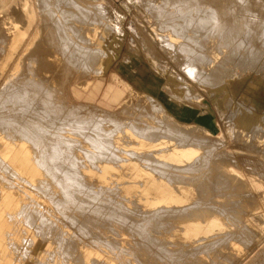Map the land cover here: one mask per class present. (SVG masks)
Wrapping results in <instances>:
<instances>
[{
    "label": "rangeland",
    "instance_id": "1",
    "mask_svg": "<svg viewBox=\"0 0 264 264\" xmlns=\"http://www.w3.org/2000/svg\"><path fill=\"white\" fill-rule=\"evenodd\" d=\"M46 1L47 0H43V4L42 0L41 2L40 0H0V95L3 94L0 96V127L1 124H3L1 127L2 129L0 128V143L2 145H0V196L2 195L1 189L5 190L8 189V185L16 184L17 188H23L20 190L27 195L26 198L29 197V200L25 199L26 201L24 200L23 203V205H26L29 201L28 204L30 203V206L28 204L26 205L28 209H30H27L29 214L32 212L33 217L38 215V217L34 218L41 219L46 212L48 215H45L47 219L53 221L52 226L58 225L59 227H57L60 230H63L65 233L68 232L70 235L73 234L72 236L76 237V240L74 239V246L78 244L81 245L77 246V252L80 253L79 251H81L82 254H76L75 258H71V264H74V261L76 262L77 256L81 260L80 262L79 259H77V264H81L82 262L83 264H96V262L98 264H120L122 259L121 264H123L127 259H129V262L130 260L134 261V257H131L132 255L129 256L130 258L128 257L131 251L124 254L126 251L123 248L124 244L128 241L130 243L132 241L133 243L132 239H134V237L130 235L131 231L122 228V226L120 227V225L116 226V224L114 225L116 227H106L102 223L98 226L96 223L92 225L89 222L88 226L90 225V227L87 226L88 228L86 229H89V231L86 232L82 230L84 228L80 225L85 215L82 216V214L76 213L75 209H71L70 211L67 210L66 207L63 209L62 206H59V213L60 209H63H61L63 214L61 213L60 216L56 208L61 202L63 203V201H61L63 197L60 194V190L56 189L53 185L55 191H52V189H54L53 187L47 189L49 191L51 190L50 192H55V194L57 191L60 193L57 192V195H52L51 193V196L47 193L49 191L45 190L46 185L43 186L44 184L42 182V180H46V176L44 177V173L41 171L42 168L39 167V169L36 165L34 166L32 161V170L34 172L32 174V172H30L32 167L30 170L25 167L27 163L29 164L30 157L35 156V158L40 157V159H42L43 155L44 161L45 156H49L50 159L49 157L46 158L44 163L48 162L47 164L50 163L53 167L54 164L55 166L57 164L55 167L56 169H59L63 173H71L70 175H63V177L65 176L68 180L74 181L76 185H72L76 188V196L94 197L98 195L97 200L99 201H101V198L104 196L129 195L134 196L136 200L145 196L147 198L146 201L140 202L133 199L130 200V205H133L131 207L128 206V210L126 206V208L124 207V210H127L126 212L124 211L126 215L129 214L130 217L132 215L134 219H143L144 216L148 218V215L150 217V212L153 211V209L144 207L150 204L155 205V201H157V199H154L155 196L164 195L166 188L163 187L169 185L173 193L184 198L185 202L189 205L201 204L200 206H202L204 204L202 201L204 202L205 200L208 203L217 205L218 207H216L221 209L223 213L221 216L226 217L224 219L227 223H231L232 226L235 224V228H231L228 231L232 232L235 229V232L238 234L237 230L240 226H244L248 229L246 237L238 236L237 239H233L234 242L230 241L231 247H233L236 252L226 249H224L225 251L223 250V252L220 248L219 251H222L224 254L222 253L223 255L218 258L219 261L217 259L214 264H264V111L260 105L248 97V94H253L254 91L258 92L260 88H264V0H80L79 2H81L84 7H91V9L88 7V10L90 9L89 11H96L95 13L91 11L93 15L95 14L93 19L95 22H89L88 24H91V26L88 27V30L85 28L80 31V33L77 27L74 26L77 18L72 14V10H75V7H71L72 3H66L69 5H67L64 11L67 12L68 15L62 14L61 17L54 18L55 16H50L49 14L51 13V9L48 4L54 1L56 2L57 0H52L53 2L48 0L49 3ZM172 5L173 7L171 8L170 6ZM167 10L175 11L177 13L175 15L176 18L174 16V18L172 16L166 17L164 13ZM158 12L161 13V17H165L161 19L162 21H157L155 18ZM97 13H102V16ZM96 15H98V18L99 16L102 17L101 19L103 20L100 18V20L96 19ZM169 18L171 23H169ZM172 20H174V22ZM46 21L52 24L51 28L54 26L58 27L57 24H59V27H61L60 32L51 31L47 27L43 28ZM55 21H57L56 24L54 23ZM166 22H168L169 25H166ZM71 25L73 26V31L70 33L72 35H69L64 31L71 27ZM16 26L18 32L15 31ZM166 26H175V30L173 31V28L171 29L172 31H167ZM176 29L178 31H176ZM165 30L167 31L166 33ZM171 32H174V35ZM88 33L90 35L93 33L92 37L95 41H98L101 37L102 42H99L98 50L100 52L101 50L103 52L105 50L106 54L103 53V56L104 54L106 56L104 58L101 57V59L99 58L100 60H96L98 61H95L96 64L92 62L95 65L93 66V64H90V67H93L92 69L88 67V61L85 62V60L80 57L75 63L76 66L75 64L71 65L69 60L64 57L65 46L73 47L74 45V48L77 49L75 46L76 43L79 45H81V43L76 40H78L81 35L82 37H87L86 34ZM82 37L79 40L83 39ZM86 37L84 40H87ZM36 38H38V40L35 43L34 41ZM88 41H90L89 38ZM42 43H44V47L48 48L47 52L43 53V55ZM102 44H104V50L101 48L102 46H100ZM97 45L98 42L95 46ZM81 47L82 46H80V48ZM52 57H54V59L56 58L55 63L58 67L62 65V67L67 66V68L71 69H68L65 73L50 71L49 68L47 69L48 66L46 64L48 59L50 58L51 60ZM105 59L108 61L104 69L103 65ZM80 60H84L86 65L83 62H79ZM82 63L88 67L87 70L84 69L86 67L82 65ZM89 63H91V61ZM193 67L198 68L194 69ZM190 69L192 70V75ZM99 71L100 73H98ZM11 75L15 76L12 78ZM50 79L53 82H51L49 86H46ZM246 80H248V84L245 88L251 87V90L245 89L244 92L237 95V93L234 92V83ZM43 85L46 86L45 90H43ZM91 87L93 90L86 95V91ZM100 88L101 91H99ZM81 90L84 91L82 92ZM97 93L96 99L93 100ZM2 96L4 97L2 98ZM102 96L106 99L104 104L100 103ZM8 100L10 103L6 102ZM169 100L174 102V105H187L192 108L190 117H195L196 109L201 111L214 110L222 123V130H218V133L215 134L216 126L211 119L209 121V119L202 118L203 125L180 121L167 109L166 106ZM155 105L158 107H155ZM21 118L28 123L26 122V124L23 123L24 125H22L23 121ZM8 122L10 123L6 124ZM4 123L7 129L4 127ZM20 123L21 125H19ZM61 123H65V127H67L69 123L70 124L65 128L63 127L64 124L62 125ZM121 123L125 126L129 124L127 126L128 129L131 128V126L135 127L136 124L137 126L140 125L138 129L146 131L140 133L143 135L145 134V136L142 135V137L146 138V135H148L147 137L150 139V137L153 136L152 140H155L152 141L150 139V141H147L142 137L127 139L129 136L125 138L122 136L124 141H122V139L118 141L116 132L119 130L118 128H124ZM209 124H211V127H208ZM118 125L120 127H118ZM57 126L59 129L56 128ZM159 126L163 128L165 126L166 128L165 130L163 128L162 130H157V127L160 128ZM10 127H14V129L12 128L11 130ZM18 127L20 129L23 128L24 132H29L32 136L26 133L25 135L24 132H19L21 130ZM146 127L151 128V130H156V132H152L156 133V136L154 134L152 135V133L149 132L151 130ZM15 128L19 130L17 131L18 133ZM166 130L167 133L165 132ZM169 130L175 133L173 134L174 136L172 135L173 137L178 138L175 135L181 136L183 141L181 137H179V141L181 140L180 142L172 138V136H168L169 139L172 138V141L175 139L174 141L177 140L176 142H171V139H167V135L172 134L169 133ZM11 131H14L16 134L14 132L11 133ZM160 131H162L163 136L165 133L167 134L164 136L166 140L163 136L161 137L162 134ZM175 131L178 134H176ZM180 131L184 134L186 133L185 135L187 137L182 135L183 133L179 135ZM35 132H38V135ZM192 135L193 137L190 138ZM157 137L160 141L157 140ZM185 137L186 139H184ZM63 139L64 142L67 140L65 143H71L64 144ZM187 139H189L188 143L192 144V146L196 147L199 145L196 148L200 147L202 144V149L198 151L197 157L194 160L190 162H178L174 160V158H157L155 154L156 148L162 149L160 151H163L166 156L172 155L176 150H185L187 145L189 146L187 142H185V144L183 143L185 140L187 141ZM191 139L193 141L195 140V145H193L194 142L190 141ZM197 139L199 142L196 141ZM97 141L98 143L100 142L99 145ZM181 142L184 144L185 149L182 144L183 149L180 146ZM131 143L133 145H131ZM142 143L153 144L154 151H149L151 153L154 152L153 158L149 160L145 159V157L143 158V156L146 155L143 153ZM97 145L99 148H97ZM207 146L209 148H206ZM101 147L104 148L102 149ZM189 148L192 147H188L187 149ZM210 150L211 152L208 153L207 151ZM161 152H157V154ZM126 153L131 154V159ZM136 154H139L138 156L140 157L135 160ZM209 154L212 155L211 161ZM204 155H206L205 158ZM142 158L145 160L143 161ZM214 158L218 160L213 162ZM154 159L159 162L157 163ZM204 159L207 160L206 163ZM99 161L100 163H98ZM219 161L221 162L219 163ZM196 162L197 164L200 163L197 169L195 168ZM41 163L43 162L41 161ZM130 163H137L145 170L150 168L149 170L155 173L154 178L161 181V185L157 183L155 179L152 183L150 180L145 179V181H147L146 191L137 190L136 184L131 182L135 176L132 175L131 169L128 167ZM171 163H173V165ZM193 163H195V165ZM210 163H212V165ZM106 164L113 165L117 171L110 172L104 177L103 182L106 188L111 187L109 192L97 193L96 190L98 185L89 181L90 179L85 176L84 173L86 168L84 165L87 166V168L90 167L93 169L94 172L102 173L100 166ZM146 164H148L149 167H147ZM159 164H164L169 167H167L168 171L166 173L169 171L172 172H169V175L167 174L168 176L164 175L167 169L165 170V168H163L161 170H163L164 176H161L162 174L159 175L158 170H154L155 165ZM186 165L190 166L186 167ZM150 166L153 168L151 169ZM199 166L207 167L201 169ZM173 167H176V169ZM182 167L185 171H182ZM189 167L192 169L194 168L197 174L193 172L194 170L191 169V171ZM172 168L177 171L182 169L180 171V173H182H179V175L178 172H173ZM219 168H221V170ZM231 168H233V173H229ZM187 171L191 172L188 173ZM14 173L20 176H15L13 175ZM156 173L158 175H156ZM172 174H177L175 176L181 178V182L177 183L171 181L174 179V175ZM193 174H195V176ZM221 174L224 175L222 176ZM28 177L29 179H27ZM230 177H232V180L229 179ZM222 178L226 181L228 179V181L224 182ZM23 180L24 182H22ZM217 180L219 181L217 182ZM189 181L190 184H188ZM187 184L192 186V190L190 189L191 192L185 191V194L182 189L190 188V186L187 187ZM215 184L217 186H215ZM37 185L42 186L40 188L43 189L44 193H42V191L39 192L40 189ZM212 185L215 188H212ZM179 186L182 187L179 188ZM207 186L211 189L212 193H210L209 199L202 200L200 198V189ZM117 187L123 188V190L124 188L127 189L119 192ZM114 188L116 191H114ZM91 190L95 191V193ZM45 193H47L48 198ZM49 197H55L57 201H54L56 199H51L49 201ZM30 199L33 203H31L32 201ZM1 200L2 197H0V201ZM58 201H60L59 204L57 203ZM35 202L37 204L42 203V205L39 204L41 205L40 208ZM50 202H54V204ZM219 203H221V207H224L221 208L218 205ZM33 205L40 209L39 212L37 211L38 208L35 210L36 207ZM42 207L45 208L42 209ZM49 209L51 211H48ZM129 209L132 211L130 212ZM224 209H228L229 211L226 212ZM33 210L37 213H33L35 212ZM1 211L0 264H21L23 262V264L60 263L61 260L58 259L60 258V255H58L60 253V248L58 249L59 246L56 241L58 236L51 237L53 241L49 237L42 236V238L45 239L42 240L41 235L39 236L35 230L36 226L29 225V227H34V229L28 228V225L25 223L20 225L15 224L12 229V227H10L11 224H6L4 222L7 218H9L7 221L10 220V222L13 219L17 220V218L21 220L24 219L17 217L20 209L9 206L7 210L2 208ZM66 211L68 212L66 213ZM74 211L75 216L78 215L80 218L78 216H72L74 215ZM68 213H70L69 216L75 218L71 219L78 220L80 226L77 223L79 227H75H81L82 229L80 228V231L75 229V227H71L70 221V223L67 222L71 220L69 216H67ZM137 213H140V216H138ZM141 213H143V215L145 213V215L141 217ZM233 214L234 216H232ZM134 215L136 218L133 217ZM62 216L63 218H61ZM88 216L87 214V217ZM82 217L83 219H81ZM231 217H233V220L229 219ZM234 217H236V219H234ZM64 218L68 219L64 220ZM91 218L95 217L92 216ZM56 220H61L59 223H62V227ZM84 220H86V218ZM65 221L67 223H65ZM54 223H57V225ZM239 223L243 224L239 226ZM16 225L19 226L16 227ZM95 225H97L98 228H95L97 227ZM92 226L96 229H94L95 231L91 228ZM117 227H120L121 231L119 230L120 228ZM18 228L19 230L26 228L25 230L29 232L28 240L20 239L19 232L17 231ZM99 228H102L103 231ZM104 228L106 233L110 231L109 233H112V235L109 233L106 235L105 233L103 234V232H105ZM110 228H114L113 231ZM97 229V233L100 237L103 236L107 238L96 236L98 235L97 233L95 234ZM124 229L127 230L128 233L126 231L124 232ZM81 231L82 233L80 234L79 232ZM117 231L118 235H114ZM84 232L87 233V235ZM88 232H90V234ZM119 232L124 233L118 237L120 235ZM83 233L86 237L95 235V238H98H96V241L91 238H87L88 240H86ZM179 235L181 237V233H179ZM99 238L101 241L104 239L103 243H105L104 241L110 242L106 245L108 247L111 246V252L105 244L100 243ZM159 238L166 239V242H171L172 239V237L166 238L164 235L160 234ZM48 239L51 241H48ZM91 240H93V242L95 241V244L92 243ZM46 241L49 245L46 244ZM115 241L117 243L123 241V246H120L121 249L118 252L114 250L116 251L114 255L112 253V248L117 244ZM42 242H45V244ZM51 242H55V244L53 243L54 246ZM28 243L34 245L31 247ZM96 244L97 246L99 245L100 248H97ZM43 245L48 246H44V248ZM103 245L106 246V251ZM122 248L124 250L123 252H121ZM139 248H141V250L137 248L138 250L136 249V252L138 254L137 257L139 256L138 260L141 261L140 263L148 264L147 262H149L151 264L152 259L149 261L150 257L147 256L148 253L142 251L144 249L142 246ZM25 249L27 250V254ZM45 249H49L51 254L49 251H44ZM91 251L95 252L93 253ZM28 252H31V254ZM116 254L117 256L119 255V259L121 260L118 259ZM121 254H124L125 257ZM230 254L231 256H228ZM226 255L228 256L227 259H225ZM41 256L44 257L42 258ZM53 256H56V259L51 262ZM79 256L82 257L80 258ZM121 256L126 260L121 258ZM205 256L206 255L203 253L198 256L201 257V263L203 261V264H210L213 259L212 256H209V258ZM222 256L225 257L222 258ZM140 258H142V260ZM93 259L96 260V262H92ZM115 259L118 260L119 263H117ZM133 261H131V263L138 264L137 260H135L136 263ZM189 263L194 264L192 261L188 262V264Z\"/></svg>",
    "mask_w": 264,
    "mask_h": 264
},
{
    "label": "bare ground",
    "instance_id": "2",
    "mask_svg": "<svg viewBox=\"0 0 264 264\" xmlns=\"http://www.w3.org/2000/svg\"><path fill=\"white\" fill-rule=\"evenodd\" d=\"M54 1V0H53ZM52 0L50 1V2H53ZM80 0H57L56 2L54 1L53 3H51V4H48V6H50L49 8L51 9V13H49L50 14V16H55L54 18H56V17H61L62 16V14H64V15H68V13L67 12H65L64 10H65V8L67 7V5H69V4H66L67 2H70V3H72V5H71V7H75V10H72V14L73 15H75L76 16V18H77V20L75 21V27H77V29H78V32L80 33V31H82V30H84L85 28L88 30V27L89 26H91V24L89 25L88 23L89 22H91L92 23V21H94L93 19H94V16H95V14L93 15L92 13H91V11H89L90 9H91V7L90 6H86V7H84L83 5H82V3L81 2H79ZM40 2H41V0H40ZM46 2H48V0L46 1ZM75 2V3H74ZM83 2V1H82ZM175 2V1H174ZM42 3L44 4V2H43V0H42ZM49 3V2H48ZM87 3V2H86ZM83 4H85V3H83ZM86 5V4H85ZM100 6H101V4H100ZM174 6H176V5H174ZM178 6V5H177ZM44 7V6H43ZM42 7V8H43ZM46 7V6H45ZM88 7L90 8L89 10H88ZM171 8L173 7V5L172 6H170ZM48 11V10H47ZM94 11V13L96 12L95 10H93ZM92 11V12H93ZM99 12V11H98ZM186 12H187V10H186ZM184 13V12H183ZM189 13V12H188ZM187 13V14H188ZM97 14H100V13H97ZM102 14V13H101ZM100 14V16H102ZM104 14V13H103ZM177 13L175 12V11H173V10H167V11H165V13H164V15L166 16V17H170V16H174L175 17V15H176ZM181 15V14H180ZM186 15V14H185ZM98 15H96V17H97ZM99 16V18L101 19L102 17H100ZM197 16H198V14H197ZM173 17V18H174ZM64 18V17H63ZM62 18V19H63ZM98 17L96 18V19H98V20H100ZM105 18V17H104ZM155 18L157 19V21H159V20H161V19H164L165 17H161V13L160 12H158L156 15H155ZM172 18V19H173ZM176 18V17H175ZM61 19V20H62ZM191 19H192V17H191ZM58 20V19H57ZM101 20H103V19H101ZM167 20V19H166ZM169 20H170V18H169ZM175 20V19H174ZM174 20H172L173 22H174ZM162 21V20H161ZM160 21V22H161ZM176 21V20H175ZM56 22L57 21H55L54 23L56 24ZM95 22V21H94ZM98 22V21H97ZM100 22V21H99ZM173 22H172V24H173ZM86 23V24H85ZM163 23V22H162ZM169 23H171V20H170V22ZM169 23L168 22H166L165 24L167 25H169ZM83 24V25H82ZM85 24V25H84ZM164 24V25H165ZM58 25V27H56V26H54V27H52L51 28V26H52V24H50V23H48L47 21H46V23H45V25H43V28H49L51 31H58V32H60V29H61V27H59V24H57ZM93 25V24H92ZM96 25V24H95ZM99 25V24H98ZM162 25V24H161ZM163 25V26H164ZM162 26V27H163ZM64 27V26H63ZM172 26H166V29H167V31L168 30H171V29H173V31L175 30V26H173L172 28H171ZM99 28H100V26H99ZM91 29V28H90ZM162 29V28H161ZM160 30V29H159ZM163 30V29H162ZM15 31L16 32H18V29H17V26L15 27ZM72 31H73V26L71 25V27H69V28H67V30L66 31H64V32H66L67 34H69V35H72V34H70V33H72ZM74 31H76V30H74ZM86 31V30H85ZM166 30H165V33L167 32ZM172 31V30H171ZM176 31H178L177 29H176ZM90 32V31H89ZM161 32H163V31H161ZM85 33V32H84ZM169 33V32H168ZM173 35H174V32H171ZM77 34V33H76ZM81 34H83V33H81ZM85 35V34H84ZM87 35V37L86 36H84V37H82V35H81V37L83 38V39H81V40H79L81 37H79V39L78 40H76L77 42H80L81 43V45H79V44H77L76 43V48L77 49H75L74 48V45H73V47L72 46H65V48H64V57L65 58H67V60H69V62H70V64L71 65H74L76 62H77V60H79V57L80 58H82V59H84L85 60V62L86 61H88V67L89 68H91L90 67V64L92 65L93 63L94 64H96L95 63V61L96 60H98L99 58L101 59V57H105L106 55V53H105V50H104V44H102V45H100V46H102L101 48H103V50H104V52L101 50V52L98 50V47H99V42H102V40H101V37L99 38V40L98 41H95L94 40V38L92 37V35H93V33H92V35H90L89 33L88 34H86ZM90 35V36H89ZM100 35V34H99ZM176 35V34H175ZM105 36V35H104ZM87 38V40H84V38ZM88 38L90 39V41H88ZM104 38V37H103ZM102 38V39H103ZM201 38V37H200ZM38 40V38H36L35 39V43H36V41ZM104 40V39H103ZM98 42V45L97 46H95L96 45V43ZM204 42V41H203ZM44 43H42V55H43V53H46L47 52V50H48V48L47 47H44V45H43ZM35 45H37V44H35ZM35 45H33V46H35ZM94 45V46H93ZM80 46H82L81 48H80ZM106 46V45H105ZM33 48V47H32ZM29 50V49H28ZM103 53H105L104 54V56H103ZM112 55V54H111ZM43 58V57H42ZM205 58V57H204ZM46 59V58H45ZM88 59V60H87ZM99 59V60H100ZM157 59V58H156ZM47 60V59H46ZM84 60H80L79 62H83V63H85L84 62ZM91 61V63H89L90 61ZM55 61H56V58L54 59V57H52V59L50 60V58L48 59V61H47V69L49 68V70L50 71H52V72H57V71H60V72H62V73H65V71H67L68 69H71V68H67V66L66 67H62V65L60 66V67H58L57 65H56V63H55ZM107 59H105L104 60V69H105V67H106V63H107ZM156 61V60H155ZM201 61V60H200ZM203 61V60H202ZM93 62V63H92ZM96 62H98V61H96ZM82 63V65H84ZM102 63V62H101ZM43 64V63H42ZM78 64V63H77ZM81 64V63H80ZM79 64V65H80ZM93 64V66H95ZM206 64V63H205ZM85 65H86V63H85ZM84 65V66H85ZM75 66H76V64H75ZM81 66V65H80ZM79 66V67H80ZM45 67V66H44ZM81 67H83V66H81ZM86 67V66H85ZM88 67H86V68H84V69H86L87 70V68ZM199 67V66H198ZM197 67V68H198ZM46 68V67H45ZM45 68H43V69H45ZM76 68V67H75ZM83 68H82V70H83ZM93 68V67H92ZM91 68V69H92ZM194 68V67H193ZM197 68H194V69H197ZM42 69V70H43ZM94 70V69H93ZM191 70V69H190ZM40 71V70H39ZM194 71H196V70H194ZM19 72V71H18ZM88 72H90V71H88ZM94 72V71H93ZM189 72V71H188ZM191 72V75H192V70L190 71ZM20 73V72H19ZM41 73V72H40ZM43 73H44V71H43ZM98 73H100V71L98 72ZM102 74V73H101ZM194 74V73H193ZM100 75V74H99ZM12 76V78L15 76V75H11ZM40 77V76H39ZM42 77V76H41ZM12 78H10V79H12ZM15 81V80H14ZM13 81V82H14ZM51 82H53L51 79L49 80V82H47V85L46 86H49V84L51 83ZM46 83V82H45ZM44 86V85H43ZM46 86H44L43 88V90H45V87ZM8 90H9V88H8ZM7 91V90H6ZM1 95H3V94H1ZM0 95V96H1ZM4 96H2V98H3ZM1 98V97H0ZM5 98H6V96H5ZM11 100V99H10ZM183 100V99H182ZM184 101V100H183ZM6 102H9V100L8 101H6ZM10 103V102H9ZM155 107H158V106H156L155 105ZM56 108V107H55ZM156 109H158V108H156ZM159 110H161V109H159ZM154 111V110H153ZM157 111V110H156ZM162 111H163V109H162ZM160 112V111H159ZM148 118V117H147ZM8 119V118H7ZM11 119V118H10ZM139 119V118H138ZM21 120L23 121L24 119H22L21 118ZM168 120V119H167ZM11 122V121H10ZM10 122H8V123H6V124H9ZM26 120L25 121H23L22 122V125H24L23 123H25L26 124ZM144 122V121H143ZM28 123V122H27ZM131 123V122H130ZM146 123V122H145ZM157 123V122H156ZM162 123H163V121H162ZM162 123H161V125H162ZM5 123H4V127H5V125H6ZM11 124H13V123H11ZM10 124V125H11ZM62 124V123H61ZM64 124V126L63 127H65V123H63ZM62 124V125H63ZM70 124V123H69ZM69 124L67 125V127L69 126ZM122 124V123H121ZM136 124V123H135ZM2 125L3 124H1V127H2ZM10 125H7V126H10ZM19 125H21V123L19 124ZM71 125H72V123H71ZM123 125V124H122ZM129 125V124H128ZM127 125V126H128ZM130 125H133V124H130ZM146 125H147V123H146ZM160 125V124H159ZM164 125V124H163ZM12 126H14V125H12ZM124 126V128H118L119 130H117V132H116V135H118V141H120L121 139H122V141H124L123 140V138H125V137H128L127 139H132V138H135L136 139V137H142V135L143 134H140V133H143V132H146V131H142V129H138V127L140 126H137V124H136V126L135 127H133V126H131V128H127V126H125V125H123ZM0 127V128H1ZM20 127V126H19ZM18 127V128H19ZM60 127V126H59ZM67 127H65V128H67ZM118 127H120L119 125H118ZM122 127V126H121ZM130 127V126H129ZM149 127V126H148ZM148 127H146L147 129H150L151 130V128H148ZM160 128H158L157 127V130L158 129H161L162 130V128L163 127H161V126H159ZM6 129H7V127H5ZM9 128V127H8ZM11 128V130H12V128L14 129V127H10ZM56 128H58V126L56 127ZM55 128V129H56ZM156 128V127H155ZM165 126H164V130H165ZM2 129V128H1ZM1 129H0V132H1ZM17 128H15V130H16ZM20 129V128H19ZM37 129H38V127H37ZM59 129V128H58ZM116 129V128H115ZM133 130V131H131V130ZM21 131H19V130H16V132L17 131H19V132H24L23 131V128H21L20 129ZM167 130H168V126H167ZM167 130L165 131L166 133H167ZM3 131V130H2ZM7 131V130H6ZM38 131V130H37ZM57 131H59V130H57ZM156 132V130H151V131H149V132ZM170 131V130H169ZM172 131H173V129H172ZM195 131H197V130H195ZM194 131V132H195ZM14 132V131H13ZM12 131H11V133H13ZM161 132V134H162V131H160ZM164 132V133H165ZM176 132V131H175ZM177 132H178V130H177ZM176 132V134H178ZM193 132V133H194ZM8 133H10V132H8ZM15 133V132H14ZM18 133V132H17ZM28 134L29 136H32V134L30 135L29 134V132H24V134ZM36 134L38 133V132H35ZM158 133H159V131H158ZM165 133V134H166ZM169 133H172V134H169ZM168 134L169 135H167V139H169V137L168 136H172L173 134H175V133H173V132H169ZM181 133H183V132H181L180 131V134L179 135H181ZM6 134V133H5ZM16 134V133H15ZM14 134V135H15ZM25 134V135H26ZM73 134V133H72ZM122 134V135H121ZM148 134V133H147ZM155 135L156 133H152V135ZM165 134H164V136H165ZM186 134V133H185ZM184 133L182 134V135H185ZM189 134V133H188ZM4 135V134H3ZM10 135V134H9ZM8 135V136H9ZM38 135V134H37ZM36 135V136H37ZM115 135V134H114ZM115 135V136H116ZM157 135H159V134H157ZM66 136H68V135H66ZM122 136H123V138H122ZM143 136H145V134L143 135ZM148 135H146V138L145 137H142V138H145V140H149L150 141V139L152 140L153 139V136L152 137H150V139H148V137H147ZM150 136V135H149ZM156 136V135H155ZM163 136V134L161 135V137ZM163 136V138L166 140V138ZM174 136V135H173ZM172 136V138H175V139H177L178 141H179V137H181V136H178V135H175V136H177L178 138H176V137H173ZM186 136V135H185ZM189 136V135H188ZM6 137H7V135H6ZM69 137V136H68ZM184 137V136H183ZM187 137V136H186ZM186 137L184 138V139H186ZM193 137V135L190 137V138H192ZM4 138V137H3ZM2 138V139H3ZM10 138H11V136H10ZM99 138V137H98ZM142 138H140V139H142ZM172 138H170L171 139V142H173L175 139H173V141H172ZM189 138V137H188ZM100 139V138H99ZM169 139V140H170ZM181 139H182V137H181ZM102 140V139H101ZM155 140V139H154ZM154 140H152V141H154ZM157 140H159L160 141V139H158V137H157ZM163 140V139H162ZM176 140V141H177ZM189 139H187V141L185 140L183 143L185 144V142H189L188 141ZM3 141V140H2ZM6 141V140H5ZM8 141V140H7ZM99 141V140H98ZM98 141H97V143H98ZM121 141V142H122ZM176 141H174V142H176ZM181 141V140H180ZM179 141V142H180ZM182 141H183V139H182ZM190 141H192V142H194L192 139L190 140ZM196 141H198V139L196 140ZM9 142V141H8ZM65 142H67V140L65 141ZM64 142V139H63V143L64 144H69V143H71V142H68V143H65ZM125 142H127V141H125ZM136 142V141H135ZM178 142V143H179ZM199 142V141H198ZM201 142H203V141H201ZM101 143H102V141H101ZM124 143V142H123ZM129 143V142H128ZM182 142L180 143V146L182 147V149H183V146H184V144H183ZM187 143H186V145H187ZM195 143L196 142H194V144L193 145H195ZM3 144H4V142H3ZM13 144V143H12ZM100 144V142L98 143V145ZM121 144V143H120ZM183 146H182V145ZM189 144V146L187 145V148L188 147H192V148H189V149H185V146H184V149L185 150H176L172 155L170 154V155H168V156H166V155H164V152L162 151H160V150H162V149H158V148H156V156H157V158H174V160H176V161H178V162H190V161H192V160H194L196 157H197V154H198V151L199 150H201L202 148H201V145H200V147H198V148H196L197 146H199V145H197L196 147L195 146H192V144H190V143H188ZM209 144V143H208ZM208 144H206V145H208ZM0 145H1V143H0ZM98 145H97V148H99L98 147ZM122 145V144H121ZM131 145H133L132 143H131ZM142 145H143V153H145V155L146 156H143V158L145 157V159H150V158H153V154H154V152L153 153H151V152H149V151H154V146H153V144H150V143H147V144H145V143H142ZM191 145V146H190ZM2 146V145H1ZM71 146V145H70ZM179 146V147H180ZM156 147V146H155ZM158 147V146H157ZM178 147V148H179ZM180 147V148H181ZM194 147V148H193ZM28 148V147H27ZM102 148V147H101ZM104 148V147H103ZM102 148V149H103ZM200 148V149H199ZM206 148H209L208 146L206 147ZM107 149V148H106ZM116 149V148H115ZM153 149V150H152ZM98 150V149H97ZM207 150V149H206ZM209 150V149H208ZM106 151V150H105ZM110 151V150H109ZM123 152V151H122ZM121 152V153H122ZM157 152H161V153H158L157 154ZM166 152V151H165ZM201 152V151H200ZM208 153H210L211 152V150L210 151H207ZM205 153V152H204ZM108 154V153H107ZM125 154V153H124ZM127 154V156H129V158L130 157H132V156H130L131 154H128V153H126ZM142 154V153H141ZM163 154V155H162ZM206 154V153H205ZM134 155V154H133ZM139 154H136V156H135V160H136V158H138V157H140V156H138ZM202 155H203V153H202ZM210 155V154H209ZM208 155V156H209ZM121 156H122V154H121ZM156 156H155V158H156ZM199 156H201V155H199ZM1 157V156H0ZM49 157V156H48ZM48 157H46L45 156V160H46V158H48ZM52 157V156H51ZM142 157V156H141ZM206 157V155H204V158ZM210 157V161H211V158H212V155H210L209 156ZM208 157V158H209ZM128 158V159H129ZM134 158V157H133ZM142 158V159H143ZM201 158V157H200ZM49 159H50V157H49ZM48 159V160H49ZM115 159V158H114ZM120 159V158H119ZM131 159V158H130ZM145 159H143V161L145 160ZM197 159H199V158H197ZM10 160V159H9ZM45 160L43 161V155H42V159H40V157H37V158H35V156H32V157H30V159H29V164L27 163V165L25 166L26 167V169H28V170H30V168H31V171L30 172H32V174L34 173L33 172V165L35 166L36 165V167H40V168H42V173H44V177L46 176V180H42V182H43V186H45L46 185V191H49L48 189H51L52 187H53V185H54V187L56 188V189H58V190H60V192L59 191H57V192H59L60 194H61V196L63 197V200H61V201H63V203L61 202L60 203V201H58L57 203L59 204L60 203V205H57V213H59V210H58V207L60 206H62V208L63 209H65L64 207H66V209L67 210H70L71 211V209H75V211H76V213H78V214H82V216H84V219L86 218V220H84L83 219V217L81 218V219H83V222H81L80 223V225H82V227L84 228V229H82L81 227V229L82 230H85L86 232L87 231H89V229L88 230H86L88 227H90V225L88 226V223L90 222L92 225H94L95 223L96 224H98V226H99V224H104L106 227L108 226V227H116L117 225H120V227L122 226V228H126V229H128V231H131V236H133L134 237V239H132L133 240V243H132V241H131V243L128 241L127 243H125L124 244V246H123V244H122V242H116L115 241V243H117V244H115L116 246H114V248H112L113 249V254L114 253H116V251L118 252V251H120V246L122 247L123 246V248H124V250L126 251V253H124V254H127V252L129 253L130 251L132 252H130L129 253V255H128V257L130 256V255H132L131 257H134V261L133 260H130V262L128 261L129 259H125L124 257H125V255L124 254H121V255H124V257H122L121 256V258H124L125 260H126V262H129L130 264H133V263H131V261H133V262H135V260H137V263L138 264H141L140 262L141 261H139L138 259V257H137V252H136V249L138 248L139 250H141V248H139V247H143L144 249L142 250L143 252L144 251H146L147 253V256L148 257H150V260L149 261H151V259H152V263L151 264H188V262H190V261H192V263H194V264H203V261H202V263H201V257H198V256H200L202 253L203 254H205L208 258H209V256H212V261H211V263L210 264H214L215 263V261H217V259L218 258H220L221 257V255H223L224 253V249H226V250H228V251H232V252H236V250L235 249H233V247H231V245H230V241H233L234 242V240L233 239H237V237L239 236H242V237H246L247 235V231H248V229L247 228H245L244 226H240L241 224H243V223H239V229L237 230V232H238V234L235 232V229L231 232V231H228V230H230L231 228H235V224H234V226H232L231 225V223L229 224V223H227V221L224 219V218H226V217H222L221 216V214H223L222 212H221V209H218L217 207V205H214V204H212V203H208L205 199H209V195H210V193H212L211 192V189L207 186V187H204V188H201L200 190V192H201V196H200V198L202 199V200H205L204 202L202 201V203H204L202 206H200L201 204H198V205H196V204H191V205H189V204H187L186 202H185V200H184V198H182V197H180V196H178L177 194H174L173 193V191H172V189H171V187H169V185H166V187H163V188H166V192H164L165 194L164 195H161V196H155V198L154 199H157V201H155L156 203H155V205H152V204H150V205H146V207H144V208H152L153 209V211H151L150 212V217H149V215H148V218H146L147 216H144L145 215V213H144V215H143V213H141V217H143V219H137L136 217H135V215L133 216V217H135L136 219H134V218H132V215H131V217L129 216V214L128 215H126V211L128 210V206L129 207H131L132 205H130L131 203H130V200H133V199H135L136 200V198L134 197V196H129V195H118V196H104V197H102L101 199V201H99V200H97V198H98V195L97 196H94V197H88V196H84V197H79V196H76L75 195V192H76V188L73 186V185H76L75 183H74V181H71V180H68L67 179V177H63V175H66L67 173H63L62 171H60L59 169H56L55 167L57 166V164H56V166H55V164H54V167L52 166V165H50V163L49 164H47L48 162H46V163H44L45 162ZM47 160V161H48ZM52 160V159H51ZM92 160H94L93 158H92ZM98 160H100V159H98ZM108 160V159H107ZM134 160V159H133ZM138 160V159H137ZM155 160V159H154ZM209 160V159H208ZM216 160H218V159H215L214 158V161L213 162H215ZM32 161H33V165L31 164L32 163ZM41 161L43 162V163H41ZM132 161V160H131ZM156 161V160H155ZM196 161V160H195ZM204 161H205V163H206V161L207 160H205L204 159ZM209 161V162H210ZM94 162H95V160H94ZM157 162V161H156ZM159 162V161H158ZM157 162V163H158ZM200 162V161H199ZM202 162V161H201ZM221 161H219V163H220ZM98 163H100V161L98 162ZM142 163V162H141ZM145 163H146V161H145ZM203 164V165H206V164ZM51 164H52V161H51ZM91 164V163H90ZM95 164V163H94ZM96 164H97V162H96ZM95 164V165H96ZM114 164V163H113ZM164 164H167V163H164ZM164 164H159V165H155V169L154 170H158V173H159V175L160 174H162L161 176H164V175H169V172H172V171H169L168 173H166L167 171H168V169H167V165H164ZM172 165H173V163H171ZM194 165H195V163H193ZM192 164V165H193ZM211 165H212V163H210ZM216 164H217V162H216ZM222 164V163H221ZM147 165V167H149V165L148 164H146ZM169 165V164H168ZM198 165H200V163L199 164H197V162H196V165H195V168L197 169L198 168ZM202 165V166H203ZM207 165H208V162H207ZM214 165V164H213ZM218 165H220V164H218ZM151 166H153V165H151ZM150 166V167H151ZM176 166V165H175ZM178 166L180 167V165L178 164ZM182 166V165H181ZM188 166H190V165H188ZM187 165H186V167H188ZM197 166V167H196ZM221 166V165H220ZM84 167L86 168V170H85V176L86 177H88L90 180L89 181H92V182H94V183H96L97 185H98V187H97V190H96V192L97 193H103V192H105V191H107V192H109V190H110V188H106V186H105V184H104V177H106L107 176V174H109L110 172H116L117 170H116V168L113 166V165H108V164H106V165H101L100 167H101V169H102V173H98V172H94L93 171V169H91L90 167H88L87 168V166H85L84 165ZM128 167L131 169V173H132V175L133 176H135L134 177V179L131 181L132 183H134V184H136L135 186H137L136 187V189L137 190H142V191H146V187H147V181H145V179L146 180H150L151 181V183H152V181L155 179L156 180V182L157 183H160V185H161V181L160 180H157L156 178H154V172L153 171H151V170H149L147 167H145V168H147L148 170H145V169H143V168H141V166H139V164H137V163H130L129 165H128ZM154 167V166H153ZM153 167H151V169L153 168ZM172 167V166H171ZM184 167H185V165H184ZM193 167V166H192ZM200 167V166H199ZM205 167H207V166H205ZM205 167H200L201 169L202 168H205ZM215 167H217V166H215ZM39 168V169H40ZM96 168V167H95ZM94 168V169H95ZM163 168H165V174L163 175V170H161V169H163ZM169 168V167H168ZM174 168V167H173ZM172 168V169H173ZM199 168V169H200ZM174 169H176V167L174 168ZM173 169V172L174 171H176V172H178V174L180 173V171L183 169V167H182V169L181 170H179V171H177V170H174ZM177 169H178V167H177ZM189 169L191 170L192 168H190L189 167ZM220 170H221V168H219ZM233 168H231L230 170H229V173H233V170H232ZM27 170V171H28ZM170 170V169H169ZM188 170V169H187ZM192 170H194V168L192 169ZM191 170V171H192ZM98 171V170H97ZM182 171H185L184 169L182 170ZM191 171H189V172H191ZM199 171V170H198ZM203 171H204V169H203ZM22 172V171H21ZM155 172H157V171H155ZM188 172V171H187ZM188 172V173H189ZM193 172H196L195 170L193 171ZM220 172V171H219ZM182 173V172H181ZM180 173V174H181ZM184 173V172H183ZM186 173V172H185ZM22 174V173H21ZM46 174V175H45ZM71 174V173H70ZM69 173L67 174V175H70ZM179 174V175H180ZM196 174H197V172H196ZM198 174H200V173H198ZM235 174H236V172H235ZM13 175H15V176H20V175H18L17 173H14ZM43 175V174H42ZM156 175H158L157 173H156ZM167 175V176H168ZM172 175H174V174H172ZM175 175H177V174H175ZM174 175V179L173 180H171V181H174V182H177V183H180L181 182V178H178L177 176H175ZM194 176H195V174H193ZM222 175V174H221ZM224 175V174H223ZM222 175V176H223ZM14 176V177H15ZM30 176V175H29ZM227 176V175H226ZM43 177V178H44ZM171 177H173V176H171ZM175 177H177V178H175ZM180 177V176H179ZM201 177V176H200ZM217 177V176H216ZM215 177V178H216ZM225 177V176H224ZM228 177V176H227ZM166 178H169V177H166ZM196 178H199V177H196ZM196 178H195V181H196ZM27 179H29V177L27 178ZM144 179V180H143ZM170 179H172V178H170ZM170 179H168V180H170ZM192 179V178H191ZM190 179V180H191ZM218 179H220V178H218ZM222 179H224V178H222ZM227 179V178H226ZM229 179H231L232 180V177H230ZM31 180V179H30ZM94 180V181H93ZM167 180V181H168ZM189 180V179H188ZM193 180V179H192ZM198 180V179H197ZM235 180V179H234ZM165 181V180H164ZM170 181V182H171ZM186 181H187V179H186ZM219 180H217V182H218ZM222 181V180H221ZM224 182L226 181L225 179L223 180ZM222 181V182H223ZM227 181H228V179H227ZM226 181V182H227ZM236 181V180H235ZM22 182H24V180L22 181ZM33 182H35V181H33ZM39 182H40V180H39ZM42 182H40L41 184H42ZM185 182V181H184ZM234 182V181H233ZM120 183V182H119ZM193 183V182H192ZM191 183V184H192ZM221 183V182H220ZM29 184V183H28ZM27 184V185H28ZM31 184V183H30ZM73 184V185H72ZM140 184H142V185H140ZM188 184H190V181H189V183ZM187 184V185H188ZM205 184V183H204ZM239 184V183H238ZM40 185V184H39ZM214 185V184H213ZM211 186L212 188L214 187V186ZM241 185V184H240ZM20 186V185H19ZM190 185H188L187 187H189ZM215 186H217L216 184H215ZM31 187V186H30ZM37 187H39V189L37 188ZM37 189L39 190V192H41L42 191V193H44L43 192V189H41L40 187H42V186H38L37 185ZM53 187V188H54ZM77 187V186H76ZM182 187V186H181ZM180 186H179V188H181ZM8 189H5V190H2L1 189V196L0 197H2V200L0 201V214L2 213V208L3 209H5V210H7L8 208H9V206H11V207H15L16 209H20V211H19V213H18V216L17 217H21V218H24V219H18L17 218V220H15V219H13V220H11V222H10V220L9 221H7V219H9V218H7L6 219V221L4 222V223H6V224H11L10 225V227H12V229L14 228L13 227V225H15V224H23V223H25L26 225H28V228H32V227H29V225L30 226H36V231H37V233H38V235L40 236L41 235V238H42V236L43 237H49L50 239H51V237H56V236H58V238L56 239V241H57V245L59 246L58 247V249L60 248V250H59V252H56V253H59L58 255H60L59 257L61 258H58L59 260H61L60 261V263L59 264H71V260L73 259V258H75L76 257V254H82L81 253V251H79L80 253H78L77 252V246L79 245H76V246H74L75 245V241H74V239L76 240V237L74 238L72 235H70L68 232H64L63 230H60L58 227V225H57V223H54L55 225H57V226H52V224H53V221H49L48 219H47V214H46V212L44 213L45 215H47V216H45V215H43L42 217H41V219H37V218H34V217H38V215L37 216H34L33 217V214H32V212L29 214V212H27V209H28V206H26L27 204H28V202L26 203V205H23V203H24V200L25 199H27V200H29V197L28 198H26V196L27 195H25L23 192H21V190L20 189H23V188H17V185L16 184H11V185H8V187H7ZM35 188V189H36ZM44 188V187H43ZM48 188V189H47ZM55 188L54 189H52V191L54 190L55 191ZM104 188V189H103ZM215 188V187H214ZM34 189V188H33ZM89 189V188H88ZM90 189H92V188H90ZM115 189V188H114ZM113 189V190H114ZM117 189L119 190V192H121V191H125L127 188H124V190H123V188H119V187H117ZM192 190V186H190V188H186V189H182L183 191H184V193H185V191L187 192H191V190ZM221 189V188H220ZM27 190V189H26ZM92 190H94V189H92ZM91 190V191H92ZM36 191V190H35ZM45 191V192H46ZM51 191V190H50ZM49 191V192H50ZM114 191H116V189L114 190ZM180 191V190H179ZM199 191V190H198ZM47 192L49 195L52 193V195L54 194V195H57V192H56V194H55V192L53 193V192ZM92 192H94L95 193V191H92ZM118 192V193H119ZM181 192V191H180ZM221 192V191H220ZM47 193H45L46 194V197H47ZM112 193H115V192H112ZM183 193V192H182ZM215 193V192H214ZM30 194V193H29ZM41 194V193H40ZM186 194V193H185ZM40 196V195H39ZM51 196V195H50ZM59 196V195H58ZM93 196V195H92ZM48 198V197H47ZM50 198V197H49ZM43 199V198H42ZM44 199H45V197H44ZM51 199H56V200H54V201H57V198H55V197H53V198H50V199H48L49 201L51 200ZM62 199V198H61ZM183 199V200H182ZM31 200V199H30ZM41 200V199H40ZM47 200V199H46ZM147 200V198L145 197V196H143V197H141V199H139V200H136V201H140V202H144V201H146ZM26 201V200H25ZM32 201V200H31ZM35 201V200H34ZM129 201V202H128ZM150 201V200H149ZM185 202V203H184ZM31 203H33V201L31 202ZM36 203V202H35ZM51 203V202H50ZM138 203V202H137ZM184 203V204H183ZM30 204V203H29ZM28 204V205H29ZM39 204H41L42 205V203H39ZM39 204H37L36 203V205H39ZM51 204H54V202L53 203H51ZM56 204V203H55ZM221 203H219L218 205L221 207V205H220ZM41 205H39V208H40V206ZM30 206V205H29ZM34 206V205H33ZM54 206V205H53ZM52 206V207H53ZM127 207V210H124L126 207ZM140 206H141V204H140ZM143 206V205H142ZM200 206V207H199ZM217 206V207H216ZM223 206V205H222ZM34 207H36V206H34ZM59 207V208H60ZM125 207V208H124ZM224 207V206H223ZM223 207H221V208H223ZM38 207H36L35 208V210L37 209ZM38 208V212H39V209ZM45 207H42V209H44ZM61 208V209H62ZM226 208V207H225ZM228 208V207H227ZM51 209V208H50ZM48 210V211H51V210ZM60 209V216H61V211L63 210H61ZM218 209V210H217ZM28 210H30V209H28ZM35 210H33V211H35ZM56 210V209H55ZM130 210V209H129ZM219 210H220V212H219ZM223 210V209H222ZM226 212L227 211H229L228 209L226 210V209H224ZM42 211V210H41ZM73 211V210H72ZM75 211H74V215H72V216H75ZM125 211V212H124ZM132 210H130V212H131ZM225 211H223V212H225ZM7 212V211H6ZM5 212V213H6ZM64 212V211H63ZM68 211H66V213H67ZM137 212V211H136ZM225 212V213H226ZM33 213H37L36 211L35 212H33ZM43 213V212H42ZM48 213V212H47ZM71 213V212H70ZM70 213H68L67 214V216H69L70 215ZM73 213V212H72ZM224 213V214H225ZM39 214V213H38ZM49 214V213H48ZM63 214V213H62ZM87 214L89 215L88 217H95V218H88L87 217ZM136 214V213H135ZM138 214V216H140L139 214L140 213H137ZM232 214V213H231ZM9 215V214H8ZM36 215V214H35ZM64 215H66V214H64ZM229 215V214H228ZM51 216V215H50ZM67 216H65V217H67ZM78 216V215H77ZM77 216H75V217H77ZM137 216V215H136ZM226 216H227V214H226ZM230 216V215H229ZM232 216H234V214L232 215ZM9 217V216H8ZM11 217H13V216H11ZM11 217H10V219H11ZM46 217V218H45ZM52 217V216H51ZM79 217V216H78ZM140 217V218H141ZM228 217V216H227ZM15 218V217H14ZM55 218V217H54ZM54 218H53V220H54ZM61 218H63V216L61 217ZM71 218H74V217H71V216H69V219H71ZM80 218V217H79ZM68 218H64V220H67ZM75 219V218H74ZM74 219H71V220H68L67 222H71V224L70 225H72L71 227H75V226H77V227H79L80 225H79V222H78V220H74ZM77 219V218H76ZM229 219H231V220H233V217H231V218H229ZM228 219V220H229ZM234 219H236V217H234ZM230 220V221H231ZM59 221H61V220H59ZM59 221H57L56 220V222H58L59 223ZM235 221V220H234ZM237 221V220H236ZM66 221H65V223H67ZM69 222V223H70ZM240 222V221H239ZM242 222V221H241ZM68 223V224H69ZM77 223H78V225H77ZM94 223V224H93ZM237 223V222H236ZM60 224V226L62 225V223L60 222L59 223ZM116 224V226H114ZM18 225V226H19ZM238 225V224H237ZM17 225H16V227H18ZM63 226H66V225H63ZM88 226V227H87ZM95 226H97V225H95ZM94 226V227H95ZM98 226L97 227H95V228H98ZM26 227V226H25ZM34 227L32 228V229H34ZM62 227V226H61ZM77 227H75V229H80V228H77ZM86 227V228H85ZM100 227H102V226H100ZM105 227V228H106ZM120 227H117V228H120ZM67 228V227H66ZM91 228H93V226L91 227ZM90 228V229H91ZM95 228H93V230L95 229ZM105 228H104V231H105ZM26 229V228H25ZM24 228L23 229H20L19 230V228H18V232H19V237H20V239H23V240H28V233L29 232H27V230H25ZM80 229V230H81ZM99 229H101L102 231H103V229L102 228H99ZM110 229H112V228H110ZM114 229V228H113ZM113 229H112V231H113ZM77 230V231H78ZM79 230V231H80ZM92 230V229H91ZM90 230V231H91ZM96 230V229H95ZM94 230V231H95ZM120 231H121V228L119 229ZM64 233H63V232ZM94 231H91V232H94ZM124 232L126 231L127 232V230H123ZM61 232H62V234H61ZM98 232V229H97V231L95 232V234ZM108 233L110 232V231H107ZM123 232V233H124ZM234 232H235V234H237V235H235L234 234ZM34 233V232H33ZM37 233H35V234H37ZM58 233H60V234H58ZM80 234L82 233V231L81 232H79ZM85 233V232H84ZM83 233V236H85V234L87 235V233H85L84 234ZM89 234H90V232H88ZM105 233V235L106 234H108V233H106V231L105 232H103V234ZM114 233V232H113ZM118 233V231L116 232V233H114V235L115 234H117ZM120 233V232H119ZM122 232L120 233V235L118 236V237H120L121 236V234H123ZM128 233V232H127ZM179 233H181V237H180V235H179ZM98 234V233H97ZM102 234V235H103ZM110 234V233H109ZM159 234L160 235H164L166 238L168 237V238H171L172 237V239H171V242H166V239H161V238H159ZM5 235H7V234H5ZM92 235H93V233H92ZM100 235H101V233H100ZM110 235H112V233L110 234ZM113 235V236H114ZM118 235V234H117ZM125 235V234H124ZM89 236V235H88ZM96 236H98V237H100L99 236V234L98 235H96ZM127 236V235H126ZM129 236V235H128ZM34 237V236H33ZM36 237H38V236H36ZM98 237H96V238H98ZM110 237V236H109ZM108 237V238H109ZM132 237V238H133ZM78 238V237H77ZM86 240H88L87 238H91V239H94L95 241H96V238H95V235L94 236H92V237H84ZM100 238H105V237H103V236H101ZM99 238V239H100ZM107 238V237H106ZM105 238V239H106ZM122 238V237H121ZM129 238V237H128ZM30 239H31V237H30ZM37 239V238H36ZM50 239H48V241L50 240ZM113 239V238H112ZM32 240V239H31ZM42 240H45V239H43L42 238ZM41 240V241H42ZM52 241H53V239H51ZM50 240V241H51ZM104 240V239H103ZM103 240L101 241V239L99 240L100 241V243H103ZM139 240V241H138ZM68 241V242H67ZM82 241V240H81ZM95 241L93 242V240H91V242L92 243H94L95 244ZM98 241V240H97ZM22 242V241H21ZM67 242V243H66ZM80 242V241H79ZM105 243H103V244H109L110 242H107V241H104ZM113 242H114V239H113ZM236 242H237V240H236ZM24 243V242H23ZM38 243V242H37ZM42 243H44L45 244V242H42ZM52 243V242H51ZM54 244H55V242H53ZM52 243V244H53ZM99 243V244H100ZM111 243H112V241H111ZM15 244V243H14ZM30 243H28V245H29ZM46 244H48L47 243V241H46ZM54 244H53V246H54ZM81 244V243H80ZM98 244V243H97ZM97 244H96V246H97ZM114 244V243H113ZM235 244V243H234ZM237 244V243H236ZM27 245V246H28ZM31 245V244H30ZM32 245H34V244H32ZM32 245H31V247H32ZM39 245V244H38ZM40 245H41V243H40ZM49 245V244H48ZM48 245H43V247L44 246H48ZM100 245H102V244H100ZM105 245H103V246H105ZM106 245V246H107ZM111 245V244H110ZM125 245H126V247H125ZM8 246V245H7ZM36 246V245H35ZM50 246H51V244H50ZM79 246H81V245H79ZM99 246V245H98ZM97 246V248H100V246L98 247ZM106 246H105V251H106ZM139 246V247H138ZM11 247V246H10ZM15 247V246H14ZM39 247V246H38ZM42 247V248H43ZM108 247V246H107ZM110 247L111 246H109L107 249L108 250H110V252H111V249H110ZM128 247V248H127ZM28 248H30V247H28ZM45 248V247H44ZM43 248V249H44ZM46 248H49V247H46ZM80 248V247H79ZM123 248H122V250H121V252H123L124 250H123ZM220 248L222 249V251H219L220 250ZM27 249V248H26ZM25 249V250H26ZM53 249V248H52ZM55 249V248H54ZM137 249V250H138ZM24 250V251H25ZM57 250V249H56ZM83 250V249H82ZM90 250V249H89ZM92 250V249H91ZM101 250V249H100ZM107 250V251H108ZM114 250H116V251H114ZM44 251H49V249L47 250V249H45ZM103 251V250H102ZM91 252H93V251H91ZM95 252V251H94ZM93 252V253H94ZM98 252V251H97ZM109 252V253H110ZM121 252H119V253H121ZM28 253H30L31 254V252H28ZM49 253H50V251H49ZM53 253V252H52ZM85 253V252H84ZM99 253V252H98ZM97 253V254H98ZM223 253V254H222ZM230 253V252H229ZM228 253V254H229ZM26 254H27V250H26ZM33 254V253H32ZM45 254V253H44ZM43 254V255H44ZM51 254V253H50ZM55 254V253H54ZM53 254V255H54ZM91 254V253H90ZM145 254V255H146ZM46 255V254H45ZM56 255V254H55ZM106 255V254H105ZM112 255V254H111ZM115 255V254H114ZM113 255V256H114ZM25 257H27L26 255H24ZM52 256V255H51ZM116 256H117V254H116ZM205 256V257H206ZM228 256H231V254L230 255H228ZM227 255H226V257H225V259H227V257H228ZM28 257H31V256H28ZM42 257V256H41ZM44 257V256H43ZM42 257V258H43ZM46 257V256H45ZM49 257V256H48ZM58 257V256H57ZM80 258L82 257V256H79ZM118 257V259H119V255L117 256ZM117 257H116V259H117ZM127 257V256H126ZM223 256H222V258H224ZM72 258V259H71ZM92 258V257H91ZM94 258V257H93ZM112 258V257H111ZM130 258V257H129ZM136 258V259H135ZM144 258V257H143ZM203 258V257H202ZM40 259V258H39ZM51 259V258H50ZM49 259V260H50ZM56 259V256H53V259H52V261L51 262H53V260H55ZM57 259V260H58ZM71 259V260H70ZM77 259H79L78 258V256H77ZM77 259H76V262L78 263V261H77ZM115 259V261L117 262V263H119L118 262V260H116ZM141 260H142V258H140ZM146 259H147V257H146ZM211 259V258H210ZM40 260H42V259H40ZM45 260H47V259H45ZM75 260V259H74ZM119 260H121V259H119ZM123 260V259H122ZM122 260H121V263H122ZM203 260V259H202ZM44 261V260H43ZM42 261V262H43ZM79 261L81 262V260L79 259ZM82 261H83V258H82ZM92 261V260H91ZM96 262V260H94L93 259V261L92 262ZM139 261V262H138ZM144 261V260H143ZM218 261H219V259H218ZM49 262V261H48ZM66 262H70V263H66ZM75 261H74V264L76 263ZM108 262H109V260H108ZM124 262V261H123ZM126 262H124L123 264H125ZM146 262V261H145ZM204 262H206V261H204ZM24 263V262H23ZM23 263H21V264H23ZM76 263V264H77ZM85 263V262H84ZM120 263V264H121ZM128 263V264H129ZM136 263V262H135ZM148 264H150L149 262H147ZM220 263V262H219ZM264 263V262H263ZM41 264V263H40ZM53 264H54V262H53ZM73 264V263H72ZM80 264V263H79ZM81 264H83V262L81 263ZM91 264H93V263H91ZM95 264V263H94ZM96 264H98L97 262H96ZM101 264V263H100ZM145 264V263H144ZM190 264V263H189ZM206 264V263H205Z\"/></svg>",
    "mask_w": 264,
    "mask_h": 264
},
{
    "label": "crops",
    "instance_id": "3",
    "mask_svg": "<svg viewBox=\"0 0 264 264\" xmlns=\"http://www.w3.org/2000/svg\"><path fill=\"white\" fill-rule=\"evenodd\" d=\"M234 84H235L234 92H236L237 95H240L242 92L245 91V89H246L245 87L248 84V80L242 81V82L241 81H237ZM250 88L251 87H248L246 90H251ZM92 90H93V88L91 87L88 91H86L85 94L88 95L90 93V91H92ZM99 91H101V88H100ZM99 91H98V93H99ZM98 93L96 94V96L94 97L93 100L96 99ZM74 97H76V96H74ZM248 97H250L258 105H260L261 108H263V111H264V88H260L258 92L254 91L253 94H248ZM76 98H78V97H76ZM105 102H106V99H105V97L102 96L100 103L104 104ZM175 105H174V102L169 100V103L167 104L166 107L180 121L187 122V123H198V124H202L203 125V122L201 120L202 118L209 119V121L211 119L213 121V123L215 124V126H216L215 134L218 133L217 132L218 130H222V123L219 120V118H218V116H217V114L215 113L214 110H212V111L211 110L201 111V110H197L196 109L195 117H190V113L192 111V108H190L187 105H176V106ZM208 127H211V124H209ZM210 129H212V128H210Z\"/></svg>",
    "mask_w": 264,
    "mask_h": 264
}]
</instances>
